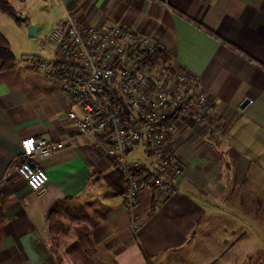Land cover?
<instances>
[{"label": "crops", "instance_id": "1", "mask_svg": "<svg viewBox=\"0 0 264 264\" xmlns=\"http://www.w3.org/2000/svg\"><path fill=\"white\" fill-rule=\"evenodd\" d=\"M9 1L20 21L0 9L17 60L0 70V264H264V0ZM66 12L150 36L214 101L207 127L176 123L178 191L165 197L148 177L135 232L105 134H77L67 116L77 102L32 64L58 65L48 32ZM27 135L73 137L35 157L49 176L38 191L16 170ZM126 158L153 168L141 143Z\"/></svg>", "mask_w": 264, "mask_h": 264}, {"label": "built area", "instance_id": "2", "mask_svg": "<svg viewBox=\"0 0 264 264\" xmlns=\"http://www.w3.org/2000/svg\"><path fill=\"white\" fill-rule=\"evenodd\" d=\"M48 38L57 46L58 65L39 57L32 58V64L50 74L55 89L77 102L79 112H67L77 134H105L106 153L120 173L122 207L135 232L143 222L136 207L148 177L165 197L178 191L176 179L184 168L169 142L176 123L189 118L210 125L213 98L197 87L194 74L163 60L156 41L126 25L84 27L66 12ZM72 138L20 139L16 170L32 190H40L49 180L35 157H49ZM140 143L151 169L126 158Z\"/></svg>", "mask_w": 264, "mask_h": 264}, {"label": "trees", "instance_id": "3", "mask_svg": "<svg viewBox=\"0 0 264 264\" xmlns=\"http://www.w3.org/2000/svg\"><path fill=\"white\" fill-rule=\"evenodd\" d=\"M0 9L15 18L17 21H20L16 9L9 0H0ZM16 61V57L11 50L9 41L0 32V70H7L14 67Z\"/></svg>", "mask_w": 264, "mask_h": 264}, {"label": "water", "instance_id": "4", "mask_svg": "<svg viewBox=\"0 0 264 264\" xmlns=\"http://www.w3.org/2000/svg\"><path fill=\"white\" fill-rule=\"evenodd\" d=\"M32 27H34V26L31 25L30 28H32ZM247 101H248V99H245L242 104L244 105Z\"/></svg>", "mask_w": 264, "mask_h": 264}, {"label": "rangeland", "instance_id": "5", "mask_svg": "<svg viewBox=\"0 0 264 264\" xmlns=\"http://www.w3.org/2000/svg\"><path fill=\"white\" fill-rule=\"evenodd\" d=\"M7 32V31H6ZM171 146H172V144H171ZM172 148L174 149V147L172 146ZM176 153V152H175ZM183 166V165H182ZM184 168V167H183Z\"/></svg>", "mask_w": 264, "mask_h": 264}]
</instances>
